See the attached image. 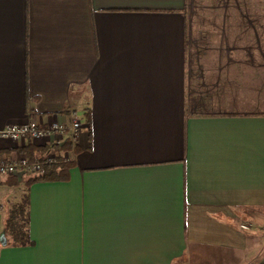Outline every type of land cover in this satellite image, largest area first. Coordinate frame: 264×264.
<instances>
[{"label":"crops","instance_id":"crops-1","mask_svg":"<svg viewBox=\"0 0 264 264\" xmlns=\"http://www.w3.org/2000/svg\"><path fill=\"white\" fill-rule=\"evenodd\" d=\"M259 6L0 0V131L84 124L75 143L0 140V162L72 163L30 187L31 246L2 237L33 176H0V264H264Z\"/></svg>","mask_w":264,"mask_h":264},{"label":"built area","instance_id":"built-area-1","mask_svg":"<svg viewBox=\"0 0 264 264\" xmlns=\"http://www.w3.org/2000/svg\"><path fill=\"white\" fill-rule=\"evenodd\" d=\"M84 124L78 118L72 119L69 123H60L55 120L48 124H42L36 120H30L22 124L9 125L0 131V140L20 141L33 140L45 142L50 137L57 136L60 139L68 138L75 143L76 137L80 134ZM58 156L48 154L43 157L30 160L24 157L18 161H1L0 176L9 177L16 174H25L33 177H39L44 174V167L57 163ZM243 230H250L251 226L243 224Z\"/></svg>","mask_w":264,"mask_h":264},{"label":"trees","instance_id":"trees-1","mask_svg":"<svg viewBox=\"0 0 264 264\" xmlns=\"http://www.w3.org/2000/svg\"><path fill=\"white\" fill-rule=\"evenodd\" d=\"M29 159L34 160L33 154L36 150L30 147ZM72 167L70 161L61 157L57 158V163L44 167V174L39 177H31L24 183V193L18 204L10 206L6 211V236H9L14 246H31L34 242L30 238V187L32 184L41 181H67L69 180V170Z\"/></svg>","mask_w":264,"mask_h":264},{"label":"rangeland","instance_id":"rangeland-1","mask_svg":"<svg viewBox=\"0 0 264 264\" xmlns=\"http://www.w3.org/2000/svg\"><path fill=\"white\" fill-rule=\"evenodd\" d=\"M246 1H251V0H246ZM255 2L257 4L258 3L260 4V6H259V9H260L259 10V13H260L259 16H260V21L261 22H259V24L262 26L261 33H262V35H264V0H255ZM197 4L199 5V3H197ZM200 5L201 6L197 7L196 11H194V9H193L194 14L192 16L196 17V15H199L197 18H195L196 19L195 21L200 22V24H202V25L206 24L205 27H202V30L210 33L213 30V27H212L213 22L210 19H206V18L212 17V18L215 19V17L219 18L220 15L218 14V12H214V10H213V8L211 7L210 4L209 5L200 4ZM195 12H196V14H195ZM216 14H217V16H216ZM206 15H207V17H206ZM200 17H201V21L199 20ZM216 23H218V21ZM196 28H197V30L199 29V27H196ZM16 193H17L16 195L19 196V191L18 190H16Z\"/></svg>","mask_w":264,"mask_h":264},{"label":"water","instance_id":"water-1","mask_svg":"<svg viewBox=\"0 0 264 264\" xmlns=\"http://www.w3.org/2000/svg\"><path fill=\"white\" fill-rule=\"evenodd\" d=\"M2 244H3V245H6V244H7V238H6V235H4V236L2 237Z\"/></svg>","mask_w":264,"mask_h":264}]
</instances>
